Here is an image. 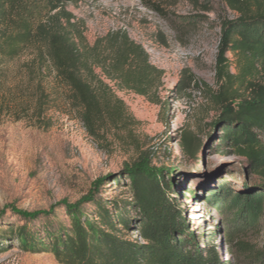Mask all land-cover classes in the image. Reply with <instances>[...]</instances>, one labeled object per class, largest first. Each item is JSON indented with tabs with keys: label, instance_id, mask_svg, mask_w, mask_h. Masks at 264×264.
Returning a JSON list of instances; mask_svg holds the SVG:
<instances>
[{
	"label": "rangeland",
	"instance_id": "rangeland-1",
	"mask_svg": "<svg viewBox=\"0 0 264 264\" xmlns=\"http://www.w3.org/2000/svg\"><path fill=\"white\" fill-rule=\"evenodd\" d=\"M67 8L90 44L109 31H126L164 76L155 102L108 81L124 103V115L89 130L54 67L35 50L0 57V264H62L52 253L21 247L11 229L27 224L44 236V220L27 222L7 206L33 211L73 203L101 177L105 198H129L125 166L141 156L167 168L198 242H212L223 263L247 264L234 240L262 246L264 218L259 228L242 230L244 224L231 222L214 195L221 186L264 192V178L231 148L217 145L221 122L207 92L217 89L221 25L239 14L224 0H79ZM227 56L237 74L236 53ZM188 133L201 139L195 156L183 148ZM125 237L143 241L137 231Z\"/></svg>",
	"mask_w": 264,
	"mask_h": 264
},
{
	"label": "trees",
	"instance_id": "trees-1",
	"mask_svg": "<svg viewBox=\"0 0 264 264\" xmlns=\"http://www.w3.org/2000/svg\"><path fill=\"white\" fill-rule=\"evenodd\" d=\"M78 1L0 0V57L10 59L35 50L38 58L54 67L68 90L70 105L93 130L107 119L115 122L124 115V103L108 81L155 102L164 70L151 63L143 46L126 31H109L90 44L67 8ZM224 1L239 16L221 25L217 89H207L221 122L217 145L231 148L264 178V0ZM229 51L241 64L237 74L231 71ZM189 78L201 82L193 75ZM217 122L210 126L215 128ZM200 146L198 135L183 136L188 154L195 156ZM166 171L141 156L125 166L129 198H105L101 177L73 203L63 200L33 211L9 205L6 209L27 222L43 219L45 235L27 224L11 232L23 249L52 253L62 264H230L221 261L212 242L201 245L190 231L175 182ZM216 193L214 199L231 222L240 221L242 230L259 228L264 218L263 191L238 193L221 186ZM130 231H137L143 241L127 239ZM234 241L243 249L244 262L264 264V244L237 237Z\"/></svg>",
	"mask_w": 264,
	"mask_h": 264
}]
</instances>
